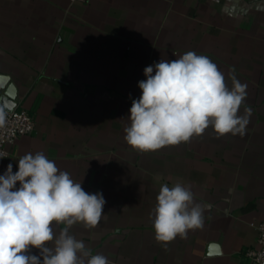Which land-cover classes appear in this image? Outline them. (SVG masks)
<instances>
[{"label": "crops", "instance_id": "1", "mask_svg": "<svg viewBox=\"0 0 264 264\" xmlns=\"http://www.w3.org/2000/svg\"><path fill=\"white\" fill-rule=\"evenodd\" d=\"M187 51L210 58L229 88L232 76L247 85L245 134L217 136L209 126L189 142L133 149L124 128L144 68ZM0 74L34 120L0 158V175L42 152L84 191L102 193L99 223L68 228L92 255L111 264H252L246 251L264 221V0H0ZM177 183L204 209L203 225L159 242L150 213L161 185ZM52 226L56 236L67 227ZM211 242L219 252L206 253Z\"/></svg>", "mask_w": 264, "mask_h": 264}, {"label": "clouds", "instance_id": "2", "mask_svg": "<svg viewBox=\"0 0 264 264\" xmlns=\"http://www.w3.org/2000/svg\"><path fill=\"white\" fill-rule=\"evenodd\" d=\"M144 75L146 79L138 82L141 95L132 100L130 124L124 128V140L133 149L145 153L189 142L209 126L217 136L245 134L251 109L238 113L247 85L232 76L229 88L207 56L187 51L145 67ZM4 124L0 110V127ZM105 203L102 193L84 191L81 182L44 153L24 154L18 159V171L13 173L9 163L0 175V264H111L102 254L92 255L68 231L77 222L94 228ZM203 211L189 187L161 185L150 213L156 240L185 238L188 230L202 227ZM53 222L67 225L59 236ZM31 248L39 249L40 256L29 254Z\"/></svg>", "mask_w": 264, "mask_h": 264}, {"label": "built area", "instance_id": "3", "mask_svg": "<svg viewBox=\"0 0 264 264\" xmlns=\"http://www.w3.org/2000/svg\"><path fill=\"white\" fill-rule=\"evenodd\" d=\"M71 2H86L88 0H70ZM5 114V124L0 127V154L4 158L9 155V146L23 135L34 131V120L28 110L15 105L11 110L0 108ZM257 237L253 247L246 251V256L252 264H264V221L256 225Z\"/></svg>", "mask_w": 264, "mask_h": 264}, {"label": "water", "instance_id": "4", "mask_svg": "<svg viewBox=\"0 0 264 264\" xmlns=\"http://www.w3.org/2000/svg\"><path fill=\"white\" fill-rule=\"evenodd\" d=\"M0 88L2 90L0 94V106L11 110L16 105L17 92L8 75L0 74ZM217 252H219L218 245L213 242L208 243L206 253L213 254Z\"/></svg>", "mask_w": 264, "mask_h": 264}]
</instances>
